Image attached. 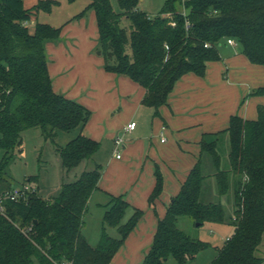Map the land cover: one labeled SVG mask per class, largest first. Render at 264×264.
<instances>
[{
  "label": "trees",
  "instance_id": "obj_1",
  "mask_svg": "<svg viewBox=\"0 0 264 264\" xmlns=\"http://www.w3.org/2000/svg\"><path fill=\"white\" fill-rule=\"evenodd\" d=\"M117 2L115 9L112 0H90L75 16L94 10L105 70L141 84L146 90L142 103L152 106L155 115L168 104L183 75L203 76L208 61L221 59L219 48L227 38L235 39L252 63L264 66V0H165L156 15L142 10L140 0ZM58 3L37 0L27 6L25 0H0V193L15 185L8 167L29 128L40 127L51 139L57 130L80 128L57 147L67 170L100 148L99 140L82 132L92 111L53 88L45 41L58 38L64 24L41 22L38 12H50ZM250 94H264V85ZM222 133L229 138L225 166L219 151ZM101 172L102 166L96 164L77 179L63 182L52 198L43 197L34 185L26 199L5 200L4 213L0 212V264H110L143 210L133 207L124 221L131 204L121 194L110 195L100 238L92 245L82 228L89 199L100 188ZM210 176L218 195L231 193L230 212L221 200L204 199ZM36 179L30 175L27 180ZM162 187L157 168L150 203ZM181 216L198 225H233L209 264H264V257L256 254L264 238V104L257 106L256 118L233 114L227 128L203 134L200 157L159 218L141 264H165L170 256L186 264L212 245L179 228ZM107 226L116 227L119 235L112 236Z\"/></svg>",
  "mask_w": 264,
  "mask_h": 264
},
{
  "label": "crops",
  "instance_id": "obj_2",
  "mask_svg": "<svg viewBox=\"0 0 264 264\" xmlns=\"http://www.w3.org/2000/svg\"><path fill=\"white\" fill-rule=\"evenodd\" d=\"M30 1L27 6L37 2ZM66 1L76 0H59L48 13ZM75 15L63 23L58 38L45 41L53 88L92 111L82 130L85 135L98 140L103 133L113 137L114 131H119V135L113 138L115 143L118 137L121 138L122 143L105 168L100 163V188L92 193L88 205L90 207L94 198L98 206L107 204L110 195L121 194L131 204L128 208L131 214L133 207L143 210L136 226L110 262L141 264L152 245L159 218L165 215L171 198L178 193L200 157L203 134L227 128L233 114L256 118L257 106L264 104V94L250 93L264 84L254 87L249 82L247 75L253 72L252 62L242 52V47H237L238 44L225 42L219 48L221 59L208 61L203 76L192 72L183 75L170 93L168 104L160 107V115L153 113L150 133L139 134L135 116L147 112L143 106L149 105L142 103L145 88L127 75L105 70L104 59L95 58L92 52L95 42L82 45L74 40V35L82 31L94 35L99 41L94 10ZM131 121H136V126L128 130L126 126ZM157 168L163 177V187L150 203ZM84 235L90 242L89 236ZM203 240L214 245L208 239Z\"/></svg>",
  "mask_w": 264,
  "mask_h": 264
},
{
  "label": "rangeland",
  "instance_id": "obj_3",
  "mask_svg": "<svg viewBox=\"0 0 264 264\" xmlns=\"http://www.w3.org/2000/svg\"><path fill=\"white\" fill-rule=\"evenodd\" d=\"M89 1L90 0H76L74 2L66 1L61 6H55L52 13L41 11L38 15V20L41 22H48L54 26H60L68 18L81 11ZM164 1L165 0H140L139 7L148 12L150 15H156L159 13ZM30 3L31 1L28 0L27 5H30ZM112 4L115 9H118L117 0H112ZM179 9L183 10L184 8L179 6ZM184 11L187 12L185 9ZM74 36V40H77V43L82 45L85 43L90 45V43L95 42L96 45H93L92 52L95 58H103V56L100 55L101 50L98 49L99 41L97 38H94V35L78 31ZM223 45L224 44L221 46ZM237 47L241 48V45L238 44ZM250 65L253 67V72L247 75L250 78V80L248 79L249 82H252L254 87L263 85L264 66L252 63H250ZM243 66L241 68H243ZM143 107L147 112L142 111L135 116V119L138 122L136 132L142 135L150 133L152 115L154 113L153 108H150L149 106ZM117 112L118 111H116V113ZM80 131L79 127L70 131L57 130L56 136L54 139H51L50 137H46L44 135L40 127H32L25 130L22 133L21 150H17L15 158L8 167V172L11 175V181L15 185L19 186L25 181L28 182L27 179L30 175H37V179L31 181V183L39 187L38 191L43 197L52 198L57 195L63 182H69L77 179L83 171L94 168L96 164L101 163L105 168L107 161L114 156L117 150L116 148H118V145L114 142L113 137L118 136L119 131H114L113 137L103 133L102 136L98 138L100 141V148L90 158L83 160L78 166L70 170L63 167L57 147L65 145ZM126 136L127 134L125 133L124 138ZM121 150L122 149L120 148V151ZM219 151L222 155V163L225 166L228 162L229 152V138L226 133L221 134ZM208 167L209 166H207V168ZM215 189L214 178L211 176L207 177L204 184V199L214 201L221 200L226 206L228 212H230L232 199L231 193L221 197L216 193ZM96 202V198H94L93 203L90 205L84 216L85 223L82 228L83 233L89 236L92 245H96L100 238L103 226L104 210L108 208L106 203L98 206L95 204ZM130 214L131 209H128L125 214L124 221L128 219ZM177 226L194 238L208 239L214 244L201 250L196 255L195 260H189L186 264H209V262L217 254L216 246L221 245L233 231V225L231 224L206 222L203 225H198L191 217L188 216L179 217L177 220ZM107 231L112 236L119 235L115 227L108 226ZM256 254L260 257H264V238L258 247ZM165 264H178V262L173 256H170L165 261Z\"/></svg>",
  "mask_w": 264,
  "mask_h": 264
},
{
  "label": "built area",
  "instance_id": "obj_4",
  "mask_svg": "<svg viewBox=\"0 0 264 264\" xmlns=\"http://www.w3.org/2000/svg\"><path fill=\"white\" fill-rule=\"evenodd\" d=\"M227 42L229 44H236L235 39L227 38ZM136 126V121H131L127 124L126 129L132 130ZM164 140V139H163ZM122 143L121 138L116 139V144L119 146ZM118 157L120 154L117 155ZM34 190V185L30 182H24L23 184L17 186L13 185L10 189L3 191L0 193V212L4 213V201L7 199L11 200H23L26 199L30 192ZM62 264H68L67 262H63Z\"/></svg>",
  "mask_w": 264,
  "mask_h": 264
}]
</instances>
